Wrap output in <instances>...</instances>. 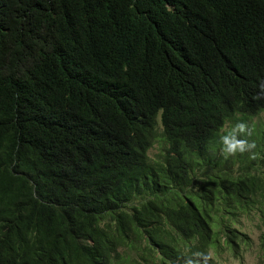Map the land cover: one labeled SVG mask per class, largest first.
Instances as JSON below:
<instances>
[{"label":"trees","instance_id":"16d2710c","mask_svg":"<svg viewBox=\"0 0 264 264\" xmlns=\"http://www.w3.org/2000/svg\"><path fill=\"white\" fill-rule=\"evenodd\" d=\"M251 214L264 264V0H0V264H216Z\"/></svg>","mask_w":264,"mask_h":264},{"label":"rangeland","instance_id":"374dc122","mask_svg":"<svg viewBox=\"0 0 264 264\" xmlns=\"http://www.w3.org/2000/svg\"><path fill=\"white\" fill-rule=\"evenodd\" d=\"M158 153V144H155L149 150V155L155 158L157 157ZM197 174L198 171L196 172V175ZM200 174L197 177H199ZM240 225L241 226H238V228L249 235L251 239V245L244 249L242 254L237 258H234L228 251L224 252L217 257L216 264H257V245L259 235L258 220L255 216H252V214L249 216L246 215L241 217ZM133 255L134 257L138 256L137 252H134Z\"/></svg>","mask_w":264,"mask_h":264}]
</instances>
